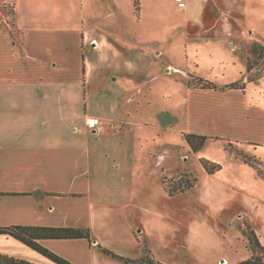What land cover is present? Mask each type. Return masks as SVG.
<instances>
[{
    "label": "crops",
    "instance_id": "obj_1",
    "mask_svg": "<svg viewBox=\"0 0 264 264\" xmlns=\"http://www.w3.org/2000/svg\"><path fill=\"white\" fill-rule=\"evenodd\" d=\"M5 1V5L11 3V6H4L3 15L0 13V227L88 230L90 238L39 239L41 244L75 264H128L102 251L100 245L125 258L149 256L165 264L238 263L232 262L222 251L227 241L222 243L212 235L214 231L209 226L208 215L196 217L193 205L170 204L178 201L180 194L193 189L197 181L192 188L174 195L154 193L141 183L140 173L136 172L133 163L124 173V180L130 178V187L115 193L114 187L111 186L113 191H109L107 185L112 203H99V199L93 197V186H100L96 181L97 174L106 170L107 157L103 156V151L111 146V138L104 141L105 135L109 134L106 127L109 124L120 137L126 133L128 123L116 115L110 105L106 109L100 107L99 98L90 97L87 91L90 78L98 79L101 84L112 82V76L121 74V66L110 71L90 59L98 56L97 50L102 48L99 44L110 31L104 28L102 21L111 17L114 11L87 24L84 8L75 10L72 16L67 11L68 8L73 10L75 0H28L27 12L21 4L18 8L16 0ZM131 1L134 5V0ZM140 1L142 4L144 0ZM186 6L185 2L180 7ZM201 20L204 23L206 18ZM181 71L185 72L184 69ZM133 75L138 79L141 77V74ZM246 86L242 90L219 85L217 89L188 85L190 127L179 130L184 134L223 136L221 132L211 131L219 130L215 127H218L215 124L217 118L228 119L226 126L236 125V130L247 132L241 138L228 136L229 141L262 145L264 106L249 97ZM228 94L236 95L234 112L225 111L222 116L213 114L216 109L212 107L222 104L216 97L228 100L223 97ZM105 99L101 101L105 103ZM174 125V128L178 127L177 123ZM124 138V135L120 137ZM238 149L260 160L243 148ZM241 156L230 154L229 160H221L223 164L220 163L222 168L218 172L210 174L206 171L207 175L215 178L225 170L226 161L233 166L258 168L259 173L264 174L259 167L264 168L261 160L257 166H252ZM203 158L219 163L215 158ZM240 206L231 215L230 226L238 218L240 232L236 235H240L245 247L250 244L244 232L247 227L254 229L264 246L262 235L243 217V210L238 213ZM119 219L123 221V229L117 225ZM214 223L217 227L219 219ZM100 228L108 231L111 228V246L101 236ZM225 234L223 231L220 236L225 237ZM0 252L35 264H56L6 233H0Z\"/></svg>",
    "mask_w": 264,
    "mask_h": 264
},
{
    "label": "rangeland",
    "instance_id": "obj_2",
    "mask_svg": "<svg viewBox=\"0 0 264 264\" xmlns=\"http://www.w3.org/2000/svg\"><path fill=\"white\" fill-rule=\"evenodd\" d=\"M27 1L16 0L18 8L21 4L27 12ZM34 1L37 0H29ZM129 1L75 0L73 10L67 9L72 16L75 10L78 12L84 8L87 24L114 11L111 17L102 21L104 28L110 31L99 44L102 48L97 50L98 56L93 54L95 58L90 59L110 71L113 67L122 68L121 74L112 76V82L99 84L98 79L90 78L88 83V94L99 98L100 107L106 109L110 105L116 115L128 121L126 133L121 131L124 139H120L122 135L116 136L109 124L106 127L109 134L105 135L104 141L111 138L109 144L113 149L104 147L106 170L97 174L96 181L100 186H93V197L99 199V203H112L113 197L109 196L107 185L114 187L115 193L130 187L129 175V180H124V173L133 163L136 172L140 173L141 183L154 193L167 194V189L175 190L197 179L193 189L180 194L178 201L170 204L193 205L196 217L208 215L209 226L214 231L212 235L222 243L227 241L226 248L222 250L224 254L232 262L246 259L256 247L251 244L246 246L248 249L245 247L240 235H236L240 232L237 216L230 226L231 215L241 205L238 213L243 210V217L259 231L264 244V174H260L258 168L241 164L233 166L226 161L223 165L225 170L213 178L207 175L201 161L204 156L218 159L219 163L229 160L232 153L226 150L228 136H245L246 130H236V125L226 126L228 119L217 118L215 124L218 127H215L219 130L211 133L224 135L209 137L201 151L194 152L184 131L179 129L190 127L188 85H192L196 77L226 87L244 80L249 97L264 106V54L259 52L264 53V0H184L187 3L185 8H181L177 0H144L139 16L133 2ZM5 4V0L0 3L1 16L4 6H11V3ZM202 17L206 18L204 23ZM248 59L254 66L250 80ZM133 73L141 74V77L138 79ZM93 75L97 77L96 73ZM231 95L223 96L228 100L216 97L222 104L212 107L216 109L213 114L222 116L225 111L234 112L236 95ZM102 99L106 100L105 103ZM174 117L177 128L173 127ZM97 120L100 123V119ZM260 135L262 145L234 140L232 146L238 151L239 147L243 148L264 163V131ZM259 167L264 173L263 166ZM121 219L117 222L119 229L124 228ZM217 219L219 224L216 227L214 222ZM196 226L194 224L195 230ZM110 231L111 228L109 231L100 228V234L109 246L112 242ZM223 231L226 232L225 237L220 236ZM178 262L181 263L180 260Z\"/></svg>",
    "mask_w": 264,
    "mask_h": 264
},
{
    "label": "trees",
    "instance_id": "obj_3",
    "mask_svg": "<svg viewBox=\"0 0 264 264\" xmlns=\"http://www.w3.org/2000/svg\"><path fill=\"white\" fill-rule=\"evenodd\" d=\"M134 8L136 15L139 16L140 10H141V1L140 0H134ZM260 54H264L262 51H260ZM254 66L251 65L249 59H248V66H247V73H248V79L253 78V68ZM245 84L243 80L236 81L232 83L231 85H228V88L231 89H245ZM189 86H194L197 88H202V89H217L218 85L214 83L213 81H210L208 79H205L203 77H196L195 81H192V85L189 84ZM210 136L207 135H198V134H192V133H187L185 134V138L191 145V148L194 152L200 151L206 144L207 139ZM228 150L233 155H242V159L247 162L248 164L252 166H256L260 160H258L255 157H251L248 155H245L241 152H239L237 149H235L232 146V141H229L228 143ZM206 171L210 174L218 172L221 168L222 165L218 162L202 158L201 159ZM196 181L193 182H186V185L184 187H180L178 189H166L171 195H174L178 192H183L187 189L192 188L195 184ZM245 234L247 235L250 244L254 245L256 247L253 248L252 255L249 258L243 259L239 261L236 264H264V246L261 244L259 241V238L257 234L255 233L254 229L251 227H247L244 230ZM0 233H6L11 236H14L21 241H23L25 244H27L29 247L32 249L38 251L45 257H47L49 260L56 264H75L68 260L67 258L53 252L50 250L48 247L44 246L39 242V239L41 238H90V232L83 231L82 229L78 228H72V227H38V226H10V227H0ZM100 248L102 251L105 253L114 255L116 257H119L120 259L125 260L128 264H165L160 261H156L153 257H143V258H138V259H132V258H125L123 256H120L113 251L104 248L102 245H100ZM0 264H35L29 260L18 258L6 253H1L0 252Z\"/></svg>",
    "mask_w": 264,
    "mask_h": 264
},
{
    "label": "built area",
    "instance_id": "obj_4",
    "mask_svg": "<svg viewBox=\"0 0 264 264\" xmlns=\"http://www.w3.org/2000/svg\"><path fill=\"white\" fill-rule=\"evenodd\" d=\"M178 2L180 3V6H184L185 5L184 0H178Z\"/></svg>",
    "mask_w": 264,
    "mask_h": 264
}]
</instances>
